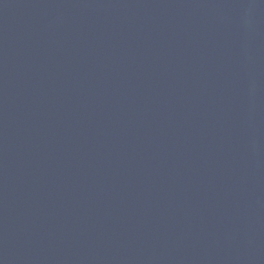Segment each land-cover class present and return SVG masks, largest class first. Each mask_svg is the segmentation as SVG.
<instances>
[{"label":"water","instance_id":"water-1","mask_svg":"<svg viewBox=\"0 0 264 264\" xmlns=\"http://www.w3.org/2000/svg\"><path fill=\"white\" fill-rule=\"evenodd\" d=\"M0 264H264V0H0Z\"/></svg>","mask_w":264,"mask_h":264}]
</instances>
